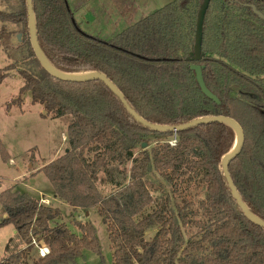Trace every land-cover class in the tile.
<instances>
[{
  "label": "trees",
  "instance_id": "1",
  "mask_svg": "<svg viewBox=\"0 0 264 264\" xmlns=\"http://www.w3.org/2000/svg\"><path fill=\"white\" fill-rule=\"evenodd\" d=\"M16 1L0 11V46L8 55L11 32L5 23H20L19 50L33 57L26 0ZM201 2L173 0L108 41L83 33L66 0H33V13L40 49L55 70L105 74L145 121L178 126L222 115L239 123L244 144L228 172L248 210L264 221V21L250 8L264 14V0H210L202 29L203 57L196 64L202 65L205 86L219 105L203 95L189 68ZM10 69L11 64L0 70V84ZM19 73L20 94L29 92L31 104H40L52 119L70 118L68 151L39 171L54 197L69 208L95 210L108 233L111 264H264V229L244 217L221 173L222 157L236 141L228 125L160 133L138 124L99 80L63 82L41 67L38 77ZM2 157H7L3 148ZM150 172L173 190L180 182L201 185L204 195L186 198L175 209L162 197L144 215L154 201ZM98 184H110L113 191L101 195ZM0 207L5 215L0 225H12L25 246L0 264H76L85 251L103 264L88 221H73L75 232L56 223L57 207L41 205L17 185L0 192ZM152 226L156 232L146 240ZM187 229L195 232L185 239ZM33 237L49 254L28 263Z\"/></svg>",
  "mask_w": 264,
  "mask_h": 264
},
{
  "label": "rangeland",
  "instance_id": "2",
  "mask_svg": "<svg viewBox=\"0 0 264 264\" xmlns=\"http://www.w3.org/2000/svg\"><path fill=\"white\" fill-rule=\"evenodd\" d=\"M66 1L71 10L74 23L83 33L89 36H98L101 40L108 41L128 26L145 18L173 0ZM8 4L17 5V1L0 0V11L8 7ZM1 24L0 22V27ZM5 26L11 32V50L8 56L0 46V70L9 64H11L12 69L8 70V76L0 84V192L17 184L21 193L27 192L29 196L34 198L47 196L45 198L50 201L49 205L57 207L60 211V217L55 222H64L74 232L73 221H88L94 227L99 251L102 254V263L111 264L112 250L108 240V233L95 210H84L82 208L72 210L66 205L56 204L50 198L52 196V187L43 173L39 171L40 169L37 171V173H40L36 176L31 177L29 175L31 169H38L41 165L43 166L59 158L65 152L67 149L65 141L66 129L70 118L59 117L58 119H52L50 115L45 114L40 104H31L29 92L20 94L19 89L23 84L22 76L19 73L20 70L38 77L40 67L34 56H29L26 51L19 50L18 45L21 41L20 29L22 25L20 23H5ZM17 36L20 37V41H18ZM9 102L12 105L9 109H6V105ZM16 103H20L19 106ZM2 148L7 154L6 159L2 157ZM146 148L147 145L143 149ZM138 151L139 148L135 150V154ZM29 165L32 168H29ZM126 169L128 170L129 166ZM23 182H25L24 185H21ZM148 182L151 184L148 186L154 196V201L150 207L144 210L142 213L144 215L149 213L162 197L168 198L171 207L175 209L186 198L198 200L204 195L202 186L194 183L180 182L177 190H173L170 184L153 172L148 175ZM98 190L101 195H107L113 191V186L110 184H98ZM3 216L4 214H2L0 207V224L4 218ZM156 229L157 226L150 227L146 230L144 238L151 240ZM194 232V229H187L185 231V239ZM24 248V244L14 235L12 225H0V260L6 258L11 252ZM30 252L28 263H30L32 258H37L33 250ZM76 264H99V257L85 251L76 260Z\"/></svg>",
  "mask_w": 264,
  "mask_h": 264
},
{
  "label": "water",
  "instance_id": "3",
  "mask_svg": "<svg viewBox=\"0 0 264 264\" xmlns=\"http://www.w3.org/2000/svg\"><path fill=\"white\" fill-rule=\"evenodd\" d=\"M209 3L210 0H202L201 4L199 5V9L197 11V18L195 22V30H194L195 36H194V44L192 47L193 51L189 53L188 60L191 62L189 68L194 72L195 81L197 86H199L200 91L203 93L205 97L211 100L214 104L219 105V100L217 99V97L208 89L207 86H205L202 75V69H203L202 65L196 64V62H199L200 59L203 57V51L201 50V44L203 38L202 29H203L204 18L206 15L205 12L208 8ZM250 8L252 13H255L260 20L264 21V14L257 11L254 6H250ZM26 18H27V29H28L30 47L32 53L35 56L37 63L43 69L44 72H46L50 77L56 80L58 79L60 81L69 82V83H86V82H92L93 80L101 81L104 84V86L108 88L118 98L119 102L124 107L127 114L131 116L138 124L142 125L144 128L160 133H166V132L177 133L187 130L189 128L200 126L202 124L223 123L228 125L234 131L236 141L232 150L222 157L221 160L222 176H224L226 180L229 193H231L233 200L235 201L239 210L242 211L244 217L250 223L264 229V221L254 216L251 213V211L248 210V208L242 201L241 196L237 192L233 184L232 178L228 172L229 164L233 160H235V158H237L244 144L243 130L239 123H237L230 117L222 116V115L205 116L202 118L190 120L184 123L183 125H178V126H170V125L162 126L147 122L144 119H142L131 106L127 104L121 91L118 88H116V86L112 82L109 81V79L106 77L105 74L97 71H92L88 73L68 74V73L60 72L57 69L55 70L50 65V63L46 59L45 55L42 53L39 46L38 36L36 35V18H34V13H33V0H26ZM17 37H18L17 38L18 41H20V37L19 36ZM141 147L145 148L146 143H143ZM67 151L68 150L66 149L65 152ZM3 217L5 218V215Z\"/></svg>",
  "mask_w": 264,
  "mask_h": 264
},
{
  "label": "built area",
  "instance_id": "4",
  "mask_svg": "<svg viewBox=\"0 0 264 264\" xmlns=\"http://www.w3.org/2000/svg\"><path fill=\"white\" fill-rule=\"evenodd\" d=\"M174 141L171 140L170 144H173ZM40 204L49 205L50 201L46 198H42L40 201ZM33 252L36 253L37 258H43L46 255L49 254V249L45 244H42L41 242L37 241L34 237L31 240V244Z\"/></svg>",
  "mask_w": 264,
  "mask_h": 264
},
{
  "label": "crops",
  "instance_id": "5",
  "mask_svg": "<svg viewBox=\"0 0 264 264\" xmlns=\"http://www.w3.org/2000/svg\"><path fill=\"white\" fill-rule=\"evenodd\" d=\"M41 117H42V116H41ZM63 136H64V135H63ZM41 167H42V165H41ZM41 167L38 168V169H34V170L31 169L30 172H29V175H31V177H32V176H36L37 174L40 173V172L37 173V171H38L39 169H41ZM29 168H32V167L29 165ZM29 175H28V176H29ZM29 177H30V176H29ZM31 177H30V178H31ZM23 178H25V177H23ZM26 181H27V180H26ZM26 181H25V182H26ZM25 182L21 183V185H24ZM14 185H17V184H14ZM17 186H18V185H17ZM24 193H27V192H24ZM27 194H28V193H27ZM51 194H52V196H51L50 198H51V200L54 201L56 204H58V205L62 204V205H64V206L66 205V204H64L63 202L59 201L57 198L54 197L53 190L51 191ZM40 195H42V194H40ZM31 197H32V196H31ZM45 197H47V196H45ZM45 197L42 196V198H45ZM33 198H34V197H33ZM42 198H39V197H38V198H35V199L40 200V199H42ZM46 199H48V198H46ZM66 206H67V205H66Z\"/></svg>",
  "mask_w": 264,
  "mask_h": 264
}]
</instances>
